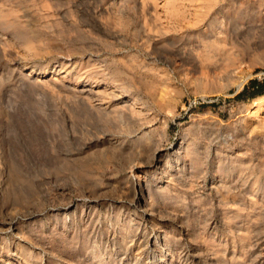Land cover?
<instances>
[{
	"label": "rangeland",
	"instance_id": "1",
	"mask_svg": "<svg viewBox=\"0 0 264 264\" xmlns=\"http://www.w3.org/2000/svg\"><path fill=\"white\" fill-rule=\"evenodd\" d=\"M127 1L0 0V223L17 213L20 234L32 242L16 254L7 236L0 264L84 254L94 225L111 231L99 264L160 263L144 246L157 233L173 247L168 264H264V105H253L264 94L254 95L247 81L264 67V7L260 0H134L133 10ZM93 4L109 8L100 30L89 16ZM61 62L76 63L70 75L51 72ZM106 84L137 100V120L109 112L118 106ZM84 87L95 93L82 94ZM181 142L186 156L176 167L169 153ZM156 150L168 165L157 167ZM220 171L225 187L210 186ZM136 180L147 181L144 194L134 196ZM99 196L119 206L87 209L91 223L76 221L80 234L66 244L61 209ZM136 200L155 207L146 229H137ZM54 220L58 235L46 226ZM135 234L145 239L129 244Z\"/></svg>",
	"mask_w": 264,
	"mask_h": 264
},
{
	"label": "bare ground",
	"instance_id": "2",
	"mask_svg": "<svg viewBox=\"0 0 264 264\" xmlns=\"http://www.w3.org/2000/svg\"><path fill=\"white\" fill-rule=\"evenodd\" d=\"M128 7L129 9H133L135 8V4H134V0H128ZM260 3L261 5L264 7V0H260ZM54 5V4H53ZM81 5V4H80ZM95 6V4H93ZM258 5V4H257ZM107 6V5H106ZM111 6V5H109ZM127 7V9H128ZM112 9V8H111ZM110 9V10H111ZM263 9V8H262ZM130 11V10H129ZM68 12V11H67ZM70 12V11H69ZM109 12V8L108 7H104L102 6V4L99 6H95L93 9H90V13H89V16L90 18L92 19L93 21V26H97L98 30H100L101 28H103V25H102V22L101 20L103 19L104 15L106 13ZM143 12V11H141ZM116 13V12H115ZM119 14V13H118ZM107 16V15H106ZM116 16V15H115ZM118 17V16H117ZM118 19V18H117ZM140 19V18H139ZM94 27V28H95ZM139 27V26H138ZM219 29V28H218ZM136 31H140V29H135ZM143 30V28H142ZM135 31V32H136ZM138 33V32H136ZM142 34V33H141ZM130 62V61H129ZM75 65L76 63L74 64H70L69 65V62H61L60 65L58 66H54L52 68V71L53 73L55 74H61V73H65V75L69 74L72 72V70L75 69ZM86 67V66H85ZM81 73V72H80ZM253 73V72H252ZM64 75V76H65ZM78 75V74H77ZM252 75V74H251ZM88 76V75H87ZM30 77V75L28 76ZM80 77V76H79ZM75 78H78L75 76ZM250 78V77H249ZM35 80V79H34ZM246 81V80H245ZM244 81V82H245ZM77 82V81H76ZM116 83V82H115ZM98 84V83H97ZM95 85V84H94ZM93 85V86H94ZM111 86V87H110ZM104 85L103 88H105V92L104 94L107 95L108 97L110 96V98L108 99H112L113 101H115V104H117L118 108H114L113 110H110L109 112H112L115 114V116L117 117H120V118H125L126 119V115L127 116H130L131 118H135V117H140L141 114H142V108L141 109H138V105H137V100L135 98H133V96L131 97L130 94L127 95L126 94V90L122 87H118L117 85L114 86V85ZM243 86V83L240 84V88ZM92 87V86H91ZM94 88V87H93ZM112 89L111 91H109V89ZM116 88V89H115ZM116 90H119V94H116ZM102 91V90H101ZM109 91V92H107ZM82 94H90L92 95L93 93H95L94 89L92 88H82L81 91H80ZM99 92V91H98ZM80 93V94H81ZM97 94V93H96ZM95 94V95H96ZM85 97V96H83ZM99 97V96H98ZM103 98V97H102ZM111 100V101H112ZM85 101V100H84ZM258 102L259 105L263 106L264 105V97H259L257 100H254L253 102V105H255V103ZM120 104V105H119ZM141 106V105H140ZM98 110H101L99 106H97ZM92 108H95L94 106ZM109 109V108H108ZM103 112V111H102ZM114 116V115H113ZM115 118V117H114ZM136 119V118H135ZM137 120V119H136ZM135 120V121H136ZM142 121V120H141ZM111 145V144H110ZM121 145V144H120ZM119 145V146H120ZM185 143L184 142H181L178 147L176 148V151L173 152V154H170L169 153V164H172L174 165V163L176 162V167L179 165V160L183 158V156L185 155L184 154V147H185ZM118 146V147H119ZM111 147H116V145H112ZM189 148V146H188ZM115 149V148H114ZM160 149V148H158ZM189 151V150H187ZM187 153V152H186ZM168 156V155H166ZM186 156V155H185ZM153 162H155V164L158 165L160 164L159 167H164L165 165H168V162H165L163 163L161 160V158L163 157L162 153L160 150H156V151H153ZM152 162V161H151ZM182 162V161H181ZM171 165V166H172ZM182 165V164H181ZM180 165V166H181ZM173 170V169H171ZM178 170V169H177ZM218 170V169H217ZM203 171V170H202ZM175 172V171H174ZM218 172V171H217ZM177 173V172H176ZM206 176V175H205ZM177 177V176H176ZM209 177H211V182H210V186L211 184H221V186L225 187V183L227 181V175L226 174H223V172H219L217 174H211ZM172 178H174L172 176ZM207 180V179H206ZM205 180V181H206ZM138 181V182H136ZM135 184L132 183V187L131 189L133 190V194L134 196L136 195V193H141V194H144V191H146V189L148 188V184H147V181H139V180H136ZM228 182V181H227ZM255 185V183H254ZM214 186V185H213ZM212 186V188H213ZM217 186V185H216ZM227 186H229L227 184ZM208 187V186H207ZM222 188V187H221ZM226 190V189H225ZM229 190V189H228ZM251 191V190H250ZM229 192V191H228ZM227 192V193H228ZM252 192H254L252 190ZM251 192V193H252ZM246 194V193H245ZM256 193H254L253 195H255ZM249 195V193H248ZM252 195V194H251ZM250 196V195H249ZM251 197V196H250ZM147 198H151L149 192L147 194ZM135 199V198H134ZM244 199V198H243ZM131 200V199H130ZM151 200V199H150ZM133 201V200H131ZM137 204V207L141 208V212H142V217L138 220L137 222V229H140L142 227H144L145 229L147 228V225L151 222V219L152 217L154 216V211H155V207L151 204V201L149 202L148 201V204H146L145 202H140V201H137L135 202ZM117 202L116 200L114 199H111V198H107L105 196H102V197H96V198H93L90 202H87V203H71V205L69 204H66L65 207L63 209H61L59 215H57V217L61 218V226L62 229H61V236H63L65 239L64 240H67L68 237H70V239L68 241H66V244H74L72 242V239L74 237V235L79 231V234H80V230H79V225H77V222L76 221H79V224H89L91 223V219H92V215L91 217L85 213L87 209H90V208H93L94 211H96L97 207H100V206H106V209H109V211L111 212L112 209L116 208L117 206ZM119 206V205H118ZM124 207V205H120V208L118 209L117 211V218H120L121 217V211H122V208ZM251 207V206H250ZM116 211V210H115ZM92 212V211H91ZM156 212V211H155ZM48 214V213H47ZM54 214V213H53ZM145 214V216H143ZM16 215H18L17 213L15 214H8L7 217H6V221L9 223L8 226L5 224V222H1L0 223V248H2V243H4L3 241H5L6 237L9 236V243L11 244L12 242H16V245H15V253L17 254L18 252L21 251V248L23 246V243L24 242H27L29 244L28 241H30L23 233L22 235L20 234L21 232V229L20 227H18L19 224L22 223V221L18 220V217H16ZM46 216V215H45ZM141 216V215H140ZM56 217V216H55ZM90 217V218H89ZM176 217V216H175ZM33 218V217H32ZM95 218V217H94ZM51 217H48L47 216V220H50ZM88 220V221H87ZM14 222V224L16 225L15 227H12V225L10 223ZM59 222V221H58ZM151 224V223H150ZM22 225V224H21ZM25 225V224H24ZM27 225V224H26ZM25 225V226H26ZM33 225V223H32ZM56 225V220L54 221H49L47 222L46 226L47 227H52L54 229V226ZM92 225V224H91ZM30 226V225H29ZM58 226V225H57ZM84 227V226H83ZM51 228V229H52ZM91 228V227H90ZM110 228V225L109 227ZM124 228V227H123ZM60 229V228H59ZM59 229L55 228L54 231L52 230V232L54 233H50L52 235L54 234H60V231ZM81 229V228H80ZM8 230H10L9 233ZM91 230V229H90ZM112 230V229H111ZM143 230V229H142ZM59 231V232H58ZM89 231V230H88ZM110 231V230H109ZM146 231V230H145ZM23 232V231H22ZM116 232V231H115ZM115 232H113V235H115ZM138 232V231H137ZM90 233L92 235H90ZM111 233V231H110ZM109 232H103L102 230H100L97 226H93L92 227V230L90 232H85V236L86 238H88V241L85 243L83 242V245L84 248H83V252L84 254H78L77 252H75L74 256L72 258L68 257V256H62L60 253L57 254L59 260L58 261H55V263L53 264H99L100 262L102 261H105L104 260V257H103V251L105 252H108V250L105 248L104 249V245L107 244V242L109 241L110 239V234ZM117 233V232H116ZM118 233L119 234V241L120 243H122L121 247L124 248V253L123 255L126 254V250L129 248L128 245H126V235H124L121 231H119ZM125 233V232H124ZM134 234V233H133ZM94 235V236H93ZM98 236L97 239L96 238H93L95 236ZM12 236H16L17 239H11ZM44 236V232H42V234L39 236L40 238H42ZM49 236V235H48ZM138 236V237H144L145 239V235L141 234V235H138V234H135L134 238L130 241L129 244H133V240L135 239V237ZM132 237V236H131ZM151 237L148 236L146 237L147 239L144 240V246H147V249L150 251V257L153 259L154 262L156 261H159L160 263H157V264H168V262L171 260V252L173 250V247L171 244H160V240H159V235L158 233L152 237V243H151V246L149 245V238ZM67 238V239H66ZM137 238V237H136ZM130 240V239H129ZM23 241V242H22ZM55 241V240H54ZM165 241H170V238L167 237V240ZM31 242V241H30ZM60 242V241H59ZM32 243V242H31ZM128 243V242H127ZM6 244V242H5ZM9 244V245H10ZM8 244L6 245V247L9 246ZM42 246H44L43 244H40ZM110 245V244H109ZM70 246V245H69ZM112 246H115L114 244H112ZM127 246V247H126ZM117 247V246H116ZM72 248V247H71ZM120 248V247H119ZM30 249V248H29ZM41 249V248H40ZM45 249V248H44ZM104 249V250H103ZM33 250V249H32ZM42 250V249H41ZM46 250V249H45ZM45 250H42L43 252H45ZM2 251V250H1ZM31 251V250H30ZM14 252V251H13ZM28 252V251H27ZM14 253V254H15ZM29 253V252H28ZM39 253H41V256H42V252L39 251ZM46 253V252H45ZM112 253V251L110 252V254ZM14 254H12L11 256H14ZM77 254V255H76ZM46 255V254H45ZM114 255V254H113ZM19 256V255H18ZM35 256V255H34ZM81 256H83L85 262H81L80 261V258ZM15 257V256H14ZM31 257V256H30ZM111 257V256H110ZM17 258V257H16ZM25 258V257H24ZM7 259H9L7 257ZM21 259V258H20ZM23 259V257H22ZM33 260V259H32ZM62 263H61V262ZM83 261V260H82ZM90 261V262H89ZM49 262V261H48ZM64 262V263H63ZM89 262V263H88ZM28 263V262H26ZM33 263V262H32ZM35 263V262H34ZM137 264L136 262V259H135V262L133 264ZM5 264H8V261L7 263ZM30 264V263H29ZM104 264V263H103Z\"/></svg>",
	"mask_w": 264,
	"mask_h": 264
},
{
	"label": "built area",
	"instance_id": "3",
	"mask_svg": "<svg viewBox=\"0 0 264 264\" xmlns=\"http://www.w3.org/2000/svg\"><path fill=\"white\" fill-rule=\"evenodd\" d=\"M247 81H255L257 83L264 82V67L258 70H253L252 75Z\"/></svg>",
	"mask_w": 264,
	"mask_h": 264
},
{
	"label": "trees",
	"instance_id": "4",
	"mask_svg": "<svg viewBox=\"0 0 264 264\" xmlns=\"http://www.w3.org/2000/svg\"><path fill=\"white\" fill-rule=\"evenodd\" d=\"M253 84H254L253 94L254 95H263L264 94V82L257 83L254 81Z\"/></svg>",
	"mask_w": 264,
	"mask_h": 264
}]
</instances>
